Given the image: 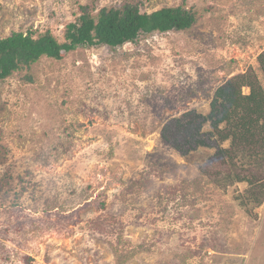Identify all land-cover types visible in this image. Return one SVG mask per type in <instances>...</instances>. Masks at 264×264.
Masks as SVG:
<instances>
[{
  "label": "rangeland",
  "instance_id": "374dc122",
  "mask_svg": "<svg viewBox=\"0 0 264 264\" xmlns=\"http://www.w3.org/2000/svg\"><path fill=\"white\" fill-rule=\"evenodd\" d=\"M122 1L0 0V37L49 27L62 42L80 5ZM144 2L199 20L0 80V264H264V201L247 213L248 183L219 185L215 148L182 154L162 135L236 74L263 77L264 0Z\"/></svg>",
  "mask_w": 264,
  "mask_h": 264
},
{
  "label": "trees",
  "instance_id": "16d2710c",
  "mask_svg": "<svg viewBox=\"0 0 264 264\" xmlns=\"http://www.w3.org/2000/svg\"><path fill=\"white\" fill-rule=\"evenodd\" d=\"M145 8L144 0H123L100 9L94 4L80 5L76 20L65 25L62 42L49 27L43 32L31 27L0 37V80L27 71L21 78L32 81L30 70L42 57L61 59L81 47L116 48L151 34L188 31L200 16L184 4L152 12ZM259 62L263 77L255 70L236 74L216 89L208 113L188 111L162 131L166 142L182 154L200 147L215 148L216 157L229 164V171L218 174L219 185L248 183L237 199L249 214L264 201V55ZM244 87H249V93L243 92ZM206 124L212 129L205 131ZM226 142L229 146H224Z\"/></svg>",
  "mask_w": 264,
  "mask_h": 264
}]
</instances>
